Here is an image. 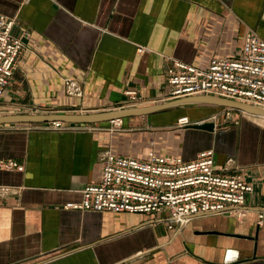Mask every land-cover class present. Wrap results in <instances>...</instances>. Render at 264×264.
<instances>
[{"label":"crops","instance_id":"1","mask_svg":"<svg viewBox=\"0 0 264 264\" xmlns=\"http://www.w3.org/2000/svg\"><path fill=\"white\" fill-rule=\"evenodd\" d=\"M0 14L15 20L13 34L25 43L0 115L157 106L170 102L163 99L173 59L208 68L215 57H239L249 31L264 40V0H0ZM138 46L151 52L140 55ZM67 78L79 83L82 96L67 94ZM129 90L153 103L125 108ZM224 108L192 105L130 115L115 132L112 120L73 124L92 129L72 131L0 126V160L25 166L0 169V187L15 190L0 197V264H264V123L243 112L227 119ZM184 117L192 123L215 118L216 130L179 127ZM209 149L216 171L255 183L243 221L201 215L175 234L167 213L64 208L81 202L86 186L99 181L107 151L192 161Z\"/></svg>","mask_w":264,"mask_h":264},{"label":"built area","instance_id":"2","mask_svg":"<svg viewBox=\"0 0 264 264\" xmlns=\"http://www.w3.org/2000/svg\"><path fill=\"white\" fill-rule=\"evenodd\" d=\"M14 26L13 18L0 14V102L25 51L23 38L13 34ZM30 34L25 32L26 36ZM137 51L140 55L151 52L145 46H138ZM167 80L168 95L163 101L211 95L264 109V40L255 31H249L239 57H215L208 68L173 59L167 68ZM65 83L69 96L83 95L76 80L67 78ZM125 95L129 101L125 108L153 103L138 90L126 91ZM236 112L231 108L223 110L227 119L233 118ZM190 124L188 117L178 122L179 127ZM122 127L123 119H116L109 130L115 132ZM44 128L92 129L60 121L47 123ZM101 163L99 181L86 186L81 202L67 203L65 209L147 215L167 213L171 220L168 228L176 234L187 227L193 217L201 215L221 214L243 221L249 212L248 197L255 191V183L245 176L216 171L212 149L200 152L192 161L155 152H150L147 159H139L107 151L102 154ZM0 169L24 171L25 166L15 160H0ZM14 191L8 186L0 187V197ZM259 218L262 221L264 214H259Z\"/></svg>","mask_w":264,"mask_h":264},{"label":"water","instance_id":"3","mask_svg":"<svg viewBox=\"0 0 264 264\" xmlns=\"http://www.w3.org/2000/svg\"><path fill=\"white\" fill-rule=\"evenodd\" d=\"M192 105H216L225 108H231L239 112H243L254 116H264V109L239 101L224 99L217 96L201 95L182 98L175 101H170L157 106L147 107L143 109L131 111H113L108 113H91V114H5L0 115V126L4 125H23V124H47L53 122H63L67 124H93L108 120L122 119L130 115H146L155 112H161L169 109L180 108ZM188 127L207 130L214 132L216 130L215 118H210L201 123H192ZM217 233L220 232H210ZM221 234V233H220ZM243 239H251L257 241L256 236H246L243 234H226ZM256 257V254L254 255Z\"/></svg>","mask_w":264,"mask_h":264},{"label":"bare ground","instance_id":"4","mask_svg":"<svg viewBox=\"0 0 264 264\" xmlns=\"http://www.w3.org/2000/svg\"><path fill=\"white\" fill-rule=\"evenodd\" d=\"M259 119V121L263 122L264 123V116H259L257 117Z\"/></svg>","mask_w":264,"mask_h":264},{"label":"rangeland","instance_id":"5","mask_svg":"<svg viewBox=\"0 0 264 264\" xmlns=\"http://www.w3.org/2000/svg\"><path fill=\"white\" fill-rule=\"evenodd\" d=\"M220 111H222V110H220ZM236 113H238V115L239 114H243V113H240V112H236ZM235 114V113H234ZM222 116H224L225 118H226V116L223 114V111H222V114H221ZM143 137V136H142Z\"/></svg>","mask_w":264,"mask_h":264}]
</instances>
